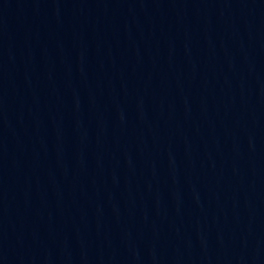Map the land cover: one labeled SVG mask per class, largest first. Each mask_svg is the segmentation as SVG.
<instances>
[{
    "label": "water",
    "instance_id": "95a60500",
    "mask_svg": "<svg viewBox=\"0 0 264 264\" xmlns=\"http://www.w3.org/2000/svg\"><path fill=\"white\" fill-rule=\"evenodd\" d=\"M0 264H264V0H0Z\"/></svg>",
    "mask_w": 264,
    "mask_h": 264
}]
</instances>
